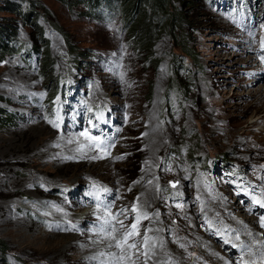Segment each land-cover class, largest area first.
I'll list each match as a JSON object with an SVG mask.
<instances>
[{"label":"rangeland","instance_id":"obj_1","mask_svg":"<svg viewBox=\"0 0 264 264\" xmlns=\"http://www.w3.org/2000/svg\"><path fill=\"white\" fill-rule=\"evenodd\" d=\"M28 2L33 5L28 6ZM16 10L27 14L26 18L13 12ZM86 10L82 5L69 7L61 0H0V48L22 49L6 53L0 60V191L6 183L18 182L17 188L12 185L0 192V203L14 199L17 209H9L10 217L33 228L27 232L6 227L5 216H0V242L5 248L0 264H69L59 254L70 246L65 245L66 240L38 238L73 233L84 240L93 235L90 228L101 230V220L77 221L81 211L97 205L106 210L105 219H109L116 241H123L125 233H133L131 225H137L128 241L136 245L131 251H139L135 264H145L141 251L152 232L172 243L179 253L175 254L179 264H215L201 255L191 240L195 225L189 220L184 226L181 221L188 219L186 214L191 211H198L201 221L195 190L216 181L223 185L216 195L228 196V204L239 208L237 212L248 226L250 216H259L264 223V207L255 199L259 196L264 201V123L255 122L258 115L252 110L242 115L246 105L254 103L249 93L264 92V76L255 81L256 75H264V0H168L167 13L173 21L169 28L157 29L150 51L137 45L129 27L122 28V15L108 19L106 10L98 17L88 16ZM7 29L14 34L11 36ZM47 59L51 64L48 69L44 67ZM218 59H224L222 64L218 65ZM249 59L263 68H252ZM208 68L214 69L212 78L205 76ZM9 76L29 84L11 93ZM219 80L225 93L217 100L219 89L214 87L211 95L205 84ZM108 84L107 98L97 99L95 89L102 93ZM123 90L126 97L121 94ZM214 99L224 102L225 113L216 110ZM137 106L141 112L152 108L155 128L168 131L155 155L153 179L159 184L155 186L158 200H153L151 210L139 215L133 208L141 195L131 188L143 182L139 173L144 169L142 156L147 143L142 130H134L143 127V113L137 116L134 111ZM237 106L239 109L234 110ZM35 120L59 138L79 135L92 150L104 153V160L110 164H98L95 169L46 165L33 171L29 167L31 147L43 144L42 138L37 140L29 133ZM251 124L253 127L247 128ZM84 132L88 136L82 135ZM231 139L241 148L233 147ZM31 172L35 185L23 188L19 182ZM239 198L244 202L237 201ZM59 202L71 211L69 220L58 221L70 232L60 224L53 231L54 222L42 210L45 204L55 207ZM37 203L38 208L33 206ZM249 204L262 208L259 215L246 212ZM210 213L197 231H206L212 236L208 240L213 243L216 239L222 248L228 233L223 228L227 212L223 208L220 213ZM261 231L259 239L264 242V229ZM116 241L110 248L113 254ZM229 244L233 253L229 259L236 260L243 246L233 241ZM75 245L81 248V243ZM122 245L123 249L128 247ZM223 255L215 254L218 259Z\"/></svg>","mask_w":264,"mask_h":264},{"label":"bare ground","instance_id":"obj_2","mask_svg":"<svg viewBox=\"0 0 264 264\" xmlns=\"http://www.w3.org/2000/svg\"><path fill=\"white\" fill-rule=\"evenodd\" d=\"M224 57H225L224 59H226L225 55H224ZM224 59H218L217 60L218 65L222 64V61ZM251 61L252 60L249 59L247 61V63L251 64L252 68H254V66H255L258 69H261L262 66H260V65L258 66V63L254 65L251 63ZM212 70H214V69H212ZM212 70L210 68L207 69V72L205 74V76L207 78H209V77L212 78V76H213ZM263 76H264L263 73L256 75L255 81L258 79H261ZM10 78H11L12 84H13V85H8L11 93L12 92L15 93V91H17L19 89L22 90L21 88L24 87V85L29 84L25 79L24 80L23 79L17 80V78L12 77V76ZM115 78H116L115 83L116 82L118 83V78L117 77H115ZM242 81H244V80L242 79L241 82ZM246 83H249V81H246ZM4 85L6 86V84H4ZM110 85L108 84L106 90L101 89L102 93L95 89L96 93L94 94V96L98 97L97 99H103V98L106 99L108 96V95H106L107 90L110 89L109 88ZM205 86L208 90V93L210 92L211 95L213 93H215L214 87H217V89H219V91L216 93L217 100H220L222 98L223 94L225 93V90L221 88L220 80L217 82L205 84ZM119 87L122 88V86H119ZM243 87L244 86H241V88H243ZM125 89H128V88H125ZM121 94H122V96H125L124 90L121 92ZM126 94H127V92H126ZM129 95H132V93ZM211 95L209 94V96H211ZM128 97H130V96H128ZM249 97L254 99V103L253 104L249 103L248 105H246V110L242 113V115H244V114L248 113L250 110H252L254 112V114L259 116V117L258 116L256 117L257 119L255 120V122H259V123L263 124L264 123V92L262 93V91H260V90H258V91L253 90L251 93H249ZM138 98L135 99V100H137V101H135L136 104L140 103L138 101ZM212 104L214 105L216 110L220 111V113L226 112L227 107L225 106L223 101L217 102L216 99H214L212 101ZM238 107L239 106L234 107V110L239 109ZM135 108L136 109H134V111H135V113L137 112L136 113L137 116H140L143 113V115L140 117L142 119L143 127L137 126L134 128V130L137 131L138 129H141L143 134H144L143 139H144L145 143H147V144L143 143V145L145 144V146H146V147L143 146L146 149L143 150L144 155L142 156L143 159L145 160V165L143 167L144 169L142 171H140V173H139V178H141L143 180V182L142 183L138 182L137 188H134V187L131 188L132 191H136V194L141 195L140 197L137 198V203L135 202V204H136L135 213L137 215H139V214H142L144 211L151 210L150 207L152 206L151 204L154 203L153 200H155V199L158 200L157 187H155V186L159 185V184H157V182L153 179V177L155 175L153 173L154 167H157L156 166L157 165V159L155 158V155L158 154L157 150L161 149V147L164 143V140L167 139V137H165V136L168 134V131L163 132V131H161V129L155 128V126L153 125V122H152L153 121V114H154V111H152V108L150 109L148 107L147 110L144 112H141L139 110L138 106ZM31 123H33V124H30V126H31V128L29 129L30 135L33 138H38L37 140H41L40 138H42V141H43L42 145L36 144V145H32V147H31V150L33 152V154L30 156V159L32 160L31 161L32 165H29V167H32L33 171H36L35 168L38 166L44 167L46 165H53V167H55L56 169H63V168H67V167L70 169H73L72 167L77 168L79 166L80 167L81 166H87L88 168L92 167L95 169V168H97L98 164L99 165H103V164L109 165L110 164L111 161L109 162L108 160H104V158H103V157H105L104 153H101V152L97 153L94 150H92V148H91L92 146L90 147L89 144L83 138H81L79 135H75L74 137H70V138L69 137L59 138L61 136L58 137L57 134H54V132H52L48 127H46V125H43L42 123L38 122L37 120H35L34 122L31 121ZM206 125H207V123H206ZM206 125L204 124V126H206ZM250 127H253V124L247 126V128H250ZM227 129H228V127H227ZM235 129H237V128H235ZM126 130H127V128H126ZM48 134H50V136L46 139H43ZM244 134H242V135H244ZM231 140L232 141L229 143H231L233 145V147H240L241 148L242 145L235 142L233 139H231ZM228 141H230V140H228ZM1 168H2V166H1ZM32 172L28 177L23 178L22 181L19 182L20 186H22L23 188H26L28 186L30 188L34 187V185H35L33 183L34 176H33ZM89 173L91 174V172H89ZM34 175H36V172H34ZM6 176H7V174H6ZM4 181L6 182L8 180H4ZM1 183H2V181L0 180V184ZM17 183L18 182H13V183H9V185H7V183H6L4 189L7 190L12 185H14L12 187L15 189L18 186ZM118 188H120V186ZM4 189L0 192H3ZM222 189H223V185L217 184L216 181H213V183L210 184L209 187H205L204 185H202V186L199 185L197 187V189L195 190L194 194H196V197H197L196 202H198V207L200 209L199 212L202 215L201 221H198L199 218H197V215H198L197 212L198 211H196L194 213L191 211L192 214L191 213L189 214V212H188L187 214H189V215L186 214V216H188V219L185 218L182 221L181 220L180 221L184 224V226L186 224H189L190 221L192 222L193 226L195 225L194 226L195 231H191V233H192V235H191L192 239L191 240L194 241V243H195L194 245H197L199 253L201 255H203L204 257L210 259L211 262H214L215 264H244V263L245 264H252V261H254L257 264H264V242H262L261 239H259V234L260 233L263 234L261 229H264V226H262V225H264V223H262L259 216H258V218L256 216H253V217L250 216V219L248 220L250 225L248 226L246 224V222L244 221V219L240 218L242 216H240L239 213L237 212V209H239V208L236 206H231L230 204H228V199H229L228 196H227V198L223 197L222 196V195H224L223 193H221V195L220 194L216 195V192L220 193V192H222ZM120 192H122V189H120ZM114 193L115 192H113V194ZM6 194H8V192ZM115 195H117V194L115 193ZM0 196H2V195H0ZM236 196L238 197V195H234V197H236ZM4 197H5V195H4ZM7 197H8V195H7ZM255 199H256V203H258L259 206H261L264 202V201L262 202V198L259 196H256ZM238 200L240 202L241 201L244 202V200L242 198L237 199V201ZM90 202L88 201V203H90ZM92 204H94V203H92ZM33 206L36 208L39 207L38 203L36 205L33 204ZM16 207H17V202L14 199H10V200L6 201L5 203H0V208H1L0 216L1 217L5 216V220H3L5 226L10 227V228L12 226V228H15V229H22V230L24 229L27 232L32 231L33 228H32L31 224L27 225L24 222H22L21 220H15L14 221L13 219H16V218L10 217L9 209L10 208L17 209ZM53 207H54V205L47 206V204H45L43 209H42L45 212V215L49 216L51 221L54 222L53 223L54 224L53 231L58 229V226L56 227L57 224L62 225L61 228H63V230L69 231V229H67V227H65V225H63V223H61V222L58 223V221L65 222L66 220H69L70 217H68V213L71 211H69L68 207H66L62 202H59V204L55 205L54 208ZM247 207L248 206L245 207L246 210H247ZM175 208L177 209L178 207L176 206ZM223 208L227 212L226 213L227 215L225 214L227 217V220H225V222L223 223V225L225 224V227H223V226L222 227L225 228V230L227 229L228 233L226 235L227 243H223L224 245L222 246V248H220L218 241L216 239H214V242H216L217 244H214V242L212 243L208 240L211 235L210 236L207 235L205 233L206 231L204 232L203 230H201V232H199L197 230H198V228H200L199 227L200 225L203 226L204 222H202V220L204 218H207L211 214L210 212L212 210L215 213H220L221 211H223ZM104 209H106V208H104ZM261 210H262V208L249 204L248 211H246V212L250 214L253 211H256V214L259 215V212H261ZM148 212H151V211H148ZM75 215H72V217H74ZM106 215H107L106 210H102L101 208H99L98 205L97 206H89L87 208V210H83V211H81V213H79V217H78L79 220L77 221L78 223L83 224L86 221H93L94 219H98V220L102 221L101 230L100 229L93 230L92 228H90V230H89V231H91L90 234L92 233L93 235H91V236L87 235V237L84 240H80L79 237L73 233H69V234H65V235L57 233V234H59V236L56 234L48 235V236L46 235V236H43V237L38 238V239L41 241H46V240H51V239L52 240H58L59 239L58 237H60V238L62 237V240H66L67 243L65 245H70V246L60 250L59 254H60V256L63 257V259L68 260L69 264H135L134 260L139 256V251H137L138 249L131 251V248H128V247L126 249H123V247L122 248H116V250L114 251V254L110 251V248L113 247V245L116 241V235H115V232H113V231L107 232L105 230L107 227H109V225H106L104 223V221L107 220V219H105ZM180 215H181V212H180ZM217 217H218V215H217ZM108 221H109V219H108ZM158 221H160V220H158ZM158 221H157V223H159ZM210 221H211V219H210ZM111 222L115 226L118 225L116 220L111 219ZM178 225H180V224H178ZM110 227H111V224H110ZM162 228L163 227H161V229ZM113 237H114V239H113ZM69 239H73L74 242H69L68 241ZM165 240L166 239H164V236H162L159 233H153V232H152V234H150V236L146 237L145 242L143 244L142 251H141V253L143 254V260L145 261V264H179L175 259V257H176L175 254H179V253L175 252V249L171 245L172 243L170 244L168 239L166 241ZM232 241L236 245H239V246L242 245L243 246V248H241L239 250L240 252L238 251L239 254L235 255L236 260H234L233 258L229 259V256L232 252L228 248L230 245L229 243ZM73 243H81V248L77 247L76 245L72 246ZM176 250H177V248H176ZM219 253H223L224 255L218 259V258H216L215 254H219ZM131 256L133 257V259H131Z\"/></svg>","mask_w":264,"mask_h":264},{"label":"trees","instance_id":"obj_3","mask_svg":"<svg viewBox=\"0 0 264 264\" xmlns=\"http://www.w3.org/2000/svg\"><path fill=\"white\" fill-rule=\"evenodd\" d=\"M61 2L69 7L77 5L86 7V14H88V16H97L103 10H106L105 15L108 19H111L115 14L122 15V28L124 26L129 27L131 36L133 38L137 37V45L146 48L143 49L145 51H150L151 44L154 41L153 36L157 29L159 27L163 29L169 28L173 21L167 13L168 0H61ZM27 4L30 7L33 5L31 2ZM144 9H147V11ZM13 12L22 14V19H25L27 16V14H23L18 10ZM134 14H136V16L135 19L132 20ZM7 30L11 36L14 34L12 30ZM12 51L21 52L22 49H12L9 46L1 47L0 60L4 54ZM50 65L47 59L44 62V67L48 69ZM4 251V245L0 242V254H3Z\"/></svg>","mask_w":264,"mask_h":264},{"label":"snow or ice","instance_id":"obj_4","mask_svg":"<svg viewBox=\"0 0 264 264\" xmlns=\"http://www.w3.org/2000/svg\"><path fill=\"white\" fill-rule=\"evenodd\" d=\"M262 46H264V45H262ZM54 126H55V125H54ZM82 135H84V136H88V133H87V132H84V133H82ZM172 186L175 187V184H173ZM261 207H264V204H262ZM133 211H136L135 207L133 208ZM120 214H121V213H118V214H117V217H118ZM104 223H105L106 225H109V227H107V228L105 229L107 232H111V231H113V229L110 227V221L105 220ZM120 223L123 225V222H122V221H120ZM262 226H264V225H262ZM131 227H132V229H133V233H134V231H135L137 225H136V224H132ZM133 233H125V234H124V237H123V241L117 240L115 246H116L117 248H121V247H122V244H125V245L128 246V248H135V247H136L135 244H128V241H129V240L131 239V237L133 236ZM113 239H114V237H113ZM225 243H227V241H225Z\"/></svg>","mask_w":264,"mask_h":264}]
</instances>
